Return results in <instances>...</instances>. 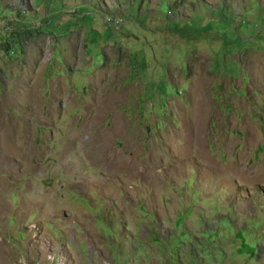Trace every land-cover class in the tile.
<instances>
[{"label": "rangeland", "instance_id": "obj_1", "mask_svg": "<svg viewBox=\"0 0 264 264\" xmlns=\"http://www.w3.org/2000/svg\"><path fill=\"white\" fill-rule=\"evenodd\" d=\"M5 33L0 264H264V0H0Z\"/></svg>", "mask_w": 264, "mask_h": 264}, {"label": "trees", "instance_id": "obj_2", "mask_svg": "<svg viewBox=\"0 0 264 264\" xmlns=\"http://www.w3.org/2000/svg\"><path fill=\"white\" fill-rule=\"evenodd\" d=\"M18 33L26 32L28 30H24L22 28H18ZM1 35V39H0V51H2L3 53L7 54V56H11L12 54H17V53H21L19 52L21 49H23L20 46V41L21 39L16 40L15 42H9L8 41V36L7 34H0ZM10 58V57H9ZM254 247L252 245H248V244H244L243 247H241L239 249V252L243 253V252H249L252 253L253 252Z\"/></svg>", "mask_w": 264, "mask_h": 264}]
</instances>
